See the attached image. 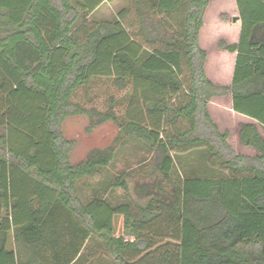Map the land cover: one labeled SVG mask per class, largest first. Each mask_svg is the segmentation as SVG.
Wrapping results in <instances>:
<instances>
[{
    "label": "trees",
    "instance_id": "trees-1",
    "mask_svg": "<svg viewBox=\"0 0 264 264\" xmlns=\"http://www.w3.org/2000/svg\"><path fill=\"white\" fill-rule=\"evenodd\" d=\"M112 1L0 0V264H77L90 237L112 264H264V0H235L239 40L216 43L217 51L235 55L232 78L223 66L226 78L218 81L207 75L215 52L201 37L211 0H130L142 40L157 39L158 48H144L128 31L126 10L86 24ZM178 9H184L179 36L159 15ZM102 78L117 89L131 86L128 111L141 102L139 116L119 122L113 111L72 101L79 88ZM179 93L186 102L177 106L171 101ZM227 97L232 111L249 119L239 125L235 146L208 109ZM74 115L88 118L86 132L112 122L123 137L71 165L75 142L61 128ZM179 120L188 128L164 138L165 123ZM124 139L152 153L153 179L134 188L147 204L136 213L97 198L83 203L79 186L100 177ZM201 146L228 175L174 184L171 154ZM245 149L254 155L241 154ZM126 176L112 187L126 191ZM10 233L23 252L7 250Z\"/></svg>",
    "mask_w": 264,
    "mask_h": 264
},
{
    "label": "rangeland",
    "instance_id": "rangeland-1",
    "mask_svg": "<svg viewBox=\"0 0 264 264\" xmlns=\"http://www.w3.org/2000/svg\"><path fill=\"white\" fill-rule=\"evenodd\" d=\"M122 10H127L128 24H131L136 30V13L132 4L126 0H114L111 3H104L93 17L88 18L85 22L94 23L99 21H112ZM137 33V32H136ZM82 95H77L74 101L87 106L94 107L101 112L113 111L118 117L119 122H124L127 115L139 116L137 112L142 110L141 102L138 106L133 104L128 111V107L132 102L131 86L124 89L115 88L112 79H96L90 85L89 89L83 91ZM135 102V101H134ZM133 103V102H132ZM110 104V105H109ZM128 106V107H127ZM127 111L130 112L127 114ZM143 111V110H142ZM144 116V113H142ZM88 122L84 121L83 117H73L68 119L63 127L62 134L68 140L75 142L72 152L73 161L83 157V155L92 149H104L108 147L114 139L122 138L123 135L118 127L112 122L100 125L91 132H86ZM179 128V129H177ZM187 123L179 120L177 125H168L165 123L163 127V137L171 138L177 130L183 131L187 129ZM150 150L145 145H138L133 141L124 139V143L119 146L117 155L111 164L101 169L100 177L93 181L95 198L104 199L111 206L115 207L121 203H126L131 207L136 204L143 205L148 199H139L134 194L135 186L139 184L149 183L154 176L153 156H148ZM174 158V168L171 174V181L174 184L181 182V177H223L227 176V172L220 166V162L212 159L206 161L198 159V151L188 155L189 160L184 162L183 159H178L176 154H171ZM206 170V171H204ZM204 171V172H203ZM126 174L125 182L127 190L121 188H113L115 180L121 175ZM155 176L158 178L159 175ZM91 181L89 187L91 189ZM83 197H88V183L83 186ZM119 217L114 218L115 232L117 235L121 233V224ZM128 239V238H127ZM163 245L166 240L156 241ZM160 245V246H161ZM85 254L82 260L77 264H87L85 255L87 252L94 254L95 264H112L104 262L102 250L99 243L95 239H91L85 248ZM158 250L154 253L158 257Z\"/></svg>",
    "mask_w": 264,
    "mask_h": 264
},
{
    "label": "crops",
    "instance_id": "crops-1",
    "mask_svg": "<svg viewBox=\"0 0 264 264\" xmlns=\"http://www.w3.org/2000/svg\"><path fill=\"white\" fill-rule=\"evenodd\" d=\"M144 1L147 3H150V2L157 3L158 2V0H144ZM184 1H186V0H184ZM126 2L132 3L130 0H126ZM104 3H111V2H104ZM103 4H101L93 13H91L87 17V19L93 17L94 14L98 11V9ZM127 15H128V13L126 10V14L124 15L125 21L127 19ZM159 15L162 18H166L168 25L171 26V29H170L171 32L170 33H172L173 35L178 34V36L182 33L181 19L184 16V9H178L175 11H168V12L163 11V12H160ZM116 17H115V19H116ZM223 17H224V20L221 19ZM240 29H241V20H240L238 7L235 3V0H211L210 4L206 10V13L204 15V25H203V29L201 31L202 39L205 42L207 41L208 50L210 49L211 51L213 50L215 52V54L213 56L214 60H207V63H206L209 66V68L207 70V75H208L209 79L218 81V80H221L223 78H226V77H224L225 74H224V70L222 68L223 66H226L228 68L227 73H229V75H231L230 79L232 78V73H233V68H234V63H235V55L230 56L227 53L225 54V53H221V52L217 51L216 43L218 40H221V39L227 40L230 44L237 43L239 40ZM129 30H134V28L128 29V31ZM136 30H137L136 32L138 34V40L143 44L144 48H154V47L158 48V47L162 46L157 39L156 40L155 39H148V41L142 40V35L139 33V24H138L137 15H136ZM262 33H264V31L261 32V34ZM262 36H263V34H262ZM209 43H210V45H209ZM206 48H207V46H206ZM216 57H217V60H215ZM210 65L211 66L214 65V66H216V68L211 69L212 67H210ZM183 76H187L186 70H185ZM102 79H105V78H102ZM94 80H96V79H93L92 82L89 83L87 86H85L83 88H79L74 93V95L72 97V101L74 103H76L80 106H83L86 109H89L87 106L75 102L74 98L77 95H82L84 93L83 91L89 89L90 85L93 83ZM223 99L224 100H221L220 98H216L215 100L210 101L209 105H208L209 113H210L211 117L213 118L215 124L217 125L218 129L221 132H223L225 130L230 132V137L228 139V143L230 145L235 146L236 144H238V137H237L236 132L238 130L239 125L241 123H247L249 121V119L246 117L237 115L232 111L230 97L223 98ZM221 101H226V104L225 105L222 104ZM185 102H186V97L183 93H179V94L175 95L171 101L172 104H175L177 106L183 105ZM73 117H79V118L83 117L84 121L88 122V118L85 115H74V116L68 117L63 122L62 127L68 119L73 118ZM61 131H62V128H61ZM134 142L138 145H143V143L140 141H134ZM73 150H74V148H73ZM73 150H72V152H73ZM194 151H198V155H199L198 159L199 160H201V161L202 160H204V161L208 160L207 150H206V148H204L202 146L199 148H195V149H185L184 148L181 151H178V153L176 155L178 156V159L182 158L183 161L186 162L189 160L188 155L193 153ZM72 152L70 154L69 161H70L71 165H76V164L82 162L83 160H85L86 155L89 151L86 152L83 155V157L79 158L76 161H73V159H72ZM241 154L246 155V156H253L254 155V153L248 149H245ZM147 155L152 156V153L150 152ZM204 171H206V170H204ZM90 181L92 183L91 189L89 187ZM93 181L94 180H91L89 178L85 180V182L88 183V197L86 199L82 195L83 186H79L80 187L78 189L79 196H80L83 203L90 202L93 199H95V190H94ZM102 200H104V199H102ZM125 204L126 203H121L118 206L125 205ZM146 204H147V201L143 205H141V204L134 205L136 213H139L138 209L143 208ZM126 205H128V204H126ZM118 217H119L118 220L120 221V224L122 227V217L121 216H118ZM121 230H122V228H121ZM91 239H93V238L90 237L85 242L83 249L81 250V252L79 253V255L77 257L78 260L76 263H78L79 260H82V257L85 254V252H84L85 248L88 245V243L91 241ZM7 250H9V251L12 250L15 253L18 251H20V252L24 251V246L22 245L21 242H17L15 240L12 233H10V235H9ZM85 257L87 258V264H95L96 260H95L94 254L87 252Z\"/></svg>",
    "mask_w": 264,
    "mask_h": 264
}]
</instances>
